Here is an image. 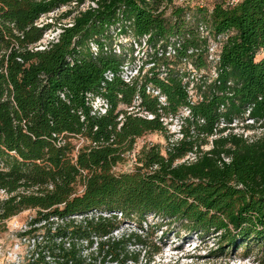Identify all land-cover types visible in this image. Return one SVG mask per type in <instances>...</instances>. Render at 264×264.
I'll return each mask as SVG.
<instances>
[{
	"label": "trees",
	"instance_id": "1",
	"mask_svg": "<svg viewBox=\"0 0 264 264\" xmlns=\"http://www.w3.org/2000/svg\"><path fill=\"white\" fill-rule=\"evenodd\" d=\"M72 1L0 0V220L34 211L22 235L33 241L35 264H150L158 246L140 260L128 246L146 247L141 234L112 236L147 215L179 222L186 235H219L227 249L263 240L264 131L251 140L223 132L247 109L255 123L243 127L264 130V0H98L64 11L72 24L35 49L52 27L36 21ZM199 22L213 38L227 36L213 79ZM143 37L154 65L127 83L119 73ZM188 63L193 102L182 80ZM95 96L109 104L103 115L92 114ZM163 117L176 119L180 136L144 144L130 170L115 171L143 133L167 132Z\"/></svg>",
	"mask_w": 264,
	"mask_h": 264
},
{
	"label": "rangeland",
	"instance_id": "2",
	"mask_svg": "<svg viewBox=\"0 0 264 264\" xmlns=\"http://www.w3.org/2000/svg\"><path fill=\"white\" fill-rule=\"evenodd\" d=\"M211 1L209 0L208 3L211 4ZM65 10L63 8L41 16L39 20L41 24L52 25L51 29L43 34L44 42L55 38L58 29L68 21L67 18L61 17ZM169 120L168 118L166 121L168 122L167 132L147 131L138 137L133 150L125 155L122 163L114 167L115 171L130 170L134 164L135 153L144 144H159L164 147L169 139L174 140L179 137L178 122L176 119ZM75 142L78 146L82 140ZM202 148L207 149L209 145H203ZM192 158L190 154L189 159ZM3 196L4 193L0 190V199ZM33 214V210L25 209L7 219L0 220V264H35L33 241L28 236L22 235V232L28 228V222ZM77 217L80 218V216ZM129 232H137L145 239L146 247L128 246L132 253H139L140 260L143 255L146 256L148 252H152L153 246L160 248L157 253L151 255L150 264H264V239H250L247 245L242 244L234 249H227L226 243L221 242L222 238L219 235L203 237L196 233L186 235L179 222L160 221V218L152 215H147L146 221L142 222L141 226L131 221H123L118 229L112 232V236L117 238ZM194 244L197 247L193 249L191 245ZM221 246L222 249L219 248ZM214 251H217V256H211ZM104 264L108 262L105 261ZM127 264L134 263L128 261Z\"/></svg>",
	"mask_w": 264,
	"mask_h": 264
},
{
	"label": "built area",
	"instance_id": "3",
	"mask_svg": "<svg viewBox=\"0 0 264 264\" xmlns=\"http://www.w3.org/2000/svg\"><path fill=\"white\" fill-rule=\"evenodd\" d=\"M208 1L209 0H176L175 3L179 4L180 6H190L191 7V6L197 5L199 7H204V6L209 5ZM223 1H224V4L227 6H234L235 4H237L239 2V0H223ZM97 5H98V0H82V1L74 0L68 6H63L60 9L64 8L67 10V9L72 8L75 10L73 12V14H74L78 10L96 8ZM208 8L210 9L211 7H208ZM53 12H55V11H53ZM40 18L36 21L37 26L43 25L39 22ZM67 20L68 21L64 25L70 26L72 24L71 23V21H72L71 17L67 18ZM50 29H48V30H50ZM60 31H61V28L58 29L56 37L52 38L51 40L56 41L58 33ZM198 31H199L201 38H205V37L207 38V42H208V56H207V58L209 61L212 62V67L210 69V77H211V79H213L217 75L216 69H215V63L218 61V58H219V52L221 50V44H222V41L224 39H226L227 36L225 34H221V35L217 36L216 38H213L212 36L209 35V29L207 28V26L202 22L198 23ZM51 40L44 42L43 37H42V39L36 44V46L34 48L35 49H44L46 47L47 43ZM146 47H147V38L146 37L141 38L140 41H133V50H132L131 56L124 63V65H123V67L119 73L123 81H125L127 83H131L135 77L143 75L144 73H146V71L150 67H152L154 65V62L149 61L146 54H145ZM92 50L94 52H96L97 48L95 45H92ZM173 53H174V50L169 48L166 51L165 55L170 56ZM187 68L190 72V76H189V78L187 76H183L182 80L184 82H188L187 92H188L190 101L193 102L197 99V95H196L195 88H194V82L196 81L197 77H196L194 69L191 67L190 63H188ZM110 76H111L110 73L106 74L107 79H110L111 78ZM146 91L150 92L154 96H158V101L160 104L165 103V97L161 96L158 89H154V88H151L150 86H147ZM139 103H140V97L137 94L134 96L133 105L136 106ZM90 104L92 107V114H95V115H103L107 111L108 106H109L107 101L104 100L103 98L99 97V96H95L94 98H91ZM134 106L128 107L127 110L130 111ZM188 113H189V110L186 107L183 108L181 111V114H183V115H187ZM248 113H249V109H247V111L245 113V119L243 122H238L237 120H234L231 124H229V126H231L232 129L231 128L227 129L226 131L223 132V134H226L227 132L231 131L232 133L242 135L244 138L249 139V140H251L253 136H258V135L262 134V132L264 130L262 127L259 126V123L256 124L254 128L243 127L245 124H254L255 123L252 118L248 117ZM142 116H144V115H142ZM121 117H122V115L119 116V119ZM146 117L152 118L153 116L151 114H147ZM167 119L168 118H164V117L161 118V120H163V123H166ZM221 125H224V123L221 122L220 126ZM177 132L179 133L178 130H177Z\"/></svg>",
	"mask_w": 264,
	"mask_h": 264
}]
</instances>
